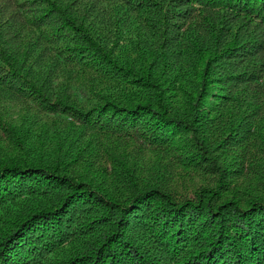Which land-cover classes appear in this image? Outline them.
<instances>
[{
	"label": "trees",
	"instance_id": "trees-1",
	"mask_svg": "<svg viewBox=\"0 0 264 264\" xmlns=\"http://www.w3.org/2000/svg\"><path fill=\"white\" fill-rule=\"evenodd\" d=\"M0 264H264V0H0Z\"/></svg>",
	"mask_w": 264,
	"mask_h": 264
}]
</instances>
